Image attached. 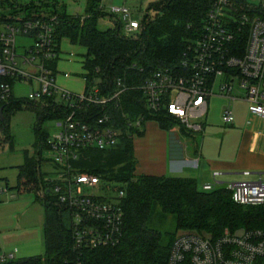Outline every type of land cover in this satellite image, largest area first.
I'll list each match as a JSON object with an SVG mask.
<instances>
[{"label":"built area","instance_id":"1","mask_svg":"<svg viewBox=\"0 0 264 264\" xmlns=\"http://www.w3.org/2000/svg\"><path fill=\"white\" fill-rule=\"evenodd\" d=\"M256 1H213L199 36L188 42L179 69L159 68L139 86L150 112L166 113L187 131L199 133L208 115L209 99L218 94L234 101L233 92L239 89L245 93L243 100L250 114L264 121V11L254 10ZM258 2L264 8V0ZM110 13L122 24L125 36H137L140 20L129 8L112 7ZM58 24L57 17L48 16L0 23V144L4 141L1 115L5 119L16 84L35 86L28 97L30 102L45 103L55 98L67 106L71 113L56 122L58 131L48 140L45 164L52 170H44L45 185L70 212L76 250L117 246L124 236L122 200L126 190L81 172L77 163L85 151H106L121 144L123 131L106 109L111 103L119 109L126 86L119 80L118 91L110 98L102 97L98 88L75 96L58 87L51 67V61L59 56L55 43ZM91 106L106 112L96 120L81 118L79 112ZM222 119L226 126L235 125L230 109ZM143 120L127 118L126 123L143 132ZM227 189L239 206H264V182L244 181ZM214 190L211 184L203 187L205 192ZM3 192L0 188V194ZM13 259L0 256L1 262ZM168 264H264V228L236 233L226 230L219 238L182 234L173 242Z\"/></svg>","mask_w":264,"mask_h":264},{"label":"trees","instance_id":"2","mask_svg":"<svg viewBox=\"0 0 264 264\" xmlns=\"http://www.w3.org/2000/svg\"><path fill=\"white\" fill-rule=\"evenodd\" d=\"M213 1L155 0L147 14L140 19L141 28L136 37L125 36L118 19L114 22V28L101 30L98 22L106 13L100 8L99 1L88 3L85 18L72 17L65 9H57L55 0L0 2V23L15 20L22 14H27V18H33L36 13L38 18H58L59 24L55 30L57 52L64 38L86 49L82 74L86 92L98 88L102 97L110 98L118 91L119 80L126 86L119 109H116L115 103L106 109L120 124L123 131L121 144L116 149L106 151H85L77 163L81 172L99 176L104 182L126 190L122 200L125 222L121 243L95 250L75 249L73 230L66 225L65 219L70 212L48 192L43 169L46 162L43 153L48 149L50 137L43 124L65 119L71 110L55 98L45 103L13 99L8 107L11 111L26 104L38 118L35 154L31 156L26 153L25 164L19 167V179L24 181L23 185L30 192H35L37 202L45 209V254L0 261V264H168L177 236H167L160 228L169 217L175 218L177 230L183 234L195 233L213 238L223 236L226 230L236 233L264 228V206H239L234 203L232 192L227 188L219 187L205 192L198 188L193 179L136 174L134 138L143 132L130 128L126 123L127 118L132 121L143 118L145 124L155 122L164 131L179 127L184 135L193 134L172 116L150 112L139 86L159 68L179 69L188 42L199 36ZM51 8L54 10L50 11ZM44 9L48 12H42ZM57 61L58 58L51 61L54 71ZM106 111L91 106L84 108L79 115L96 120ZM6 118L5 113L3 127L7 124Z\"/></svg>","mask_w":264,"mask_h":264},{"label":"rangeland","instance_id":"3","mask_svg":"<svg viewBox=\"0 0 264 264\" xmlns=\"http://www.w3.org/2000/svg\"><path fill=\"white\" fill-rule=\"evenodd\" d=\"M9 1L16 2V0ZM20 1L26 3L29 0ZM55 1L58 4L57 9H65L66 13L72 17L83 18L86 17L88 3L90 1H99L101 3L100 8L103 6L106 13V16L102 17L98 22L101 30L114 28V22L117 18L111 16L110 10L112 7H127L140 20L144 14H147L149 6L155 2V0ZM247 1L251 2L253 0ZM253 7L256 11H264L258 0L253 4ZM52 10L54 8H51L50 11ZM46 11L44 9L42 12ZM37 16V13L33 15V17ZM20 17H27V14H22L17 18ZM85 54L86 49L83 46L73 44L68 38H64L61 41L57 69L55 71L56 82L58 87L75 96L84 95L86 92V82L82 77L84 73L82 61ZM34 89L35 86L24 83L16 84L14 86V99L28 101L29 94ZM225 106L226 103L223 99L212 98L209 117L220 119L221 113L226 108ZM5 113L7 114V124L4 127L2 125L4 141L0 144V188L6 191L0 194V256L12 253L14 260L44 256L43 226L45 223V209L41 203L37 202L35 192H30L23 185L24 181L19 179V167L24 166L26 153L31 156L35 154V127L38 123V118L34 111L27 108L26 104L18 110L11 111L7 108ZM56 122L46 121L43 124L51 137L58 131ZM170 136L172 137L171 134ZM47 156L48 152H44L43 157L46 158ZM44 170L51 172L52 169L50 165L44 164ZM65 219L66 225L72 227L71 215L67 214ZM160 229L165 234H168L167 236H171V234L181 236L183 234L177 230L174 217H169L161 225ZM1 245H4V247Z\"/></svg>","mask_w":264,"mask_h":264},{"label":"crops","instance_id":"4","mask_svg":"<svg viewBox=\"0 0 264 264\" xmlns=\"http://www.w3.org/2000/svg\"><path fill=\"white\" fill-rule=\"evenodd\" d=\"M233 95L234 101L212 96L202 131L190 136L179 128L164 131L155 122L146 123L143 134L134 138L136 174L193 179L200 190L206 184L217 189L244 181L264 182V121L250 114L244 91L236 89ZM214 97L226 103L220 119L209 117ZM228 109L235 116L233 126L223 123ZM216 173L220 175L214 178ZM8 255L14 258L12 253Z\"/></svg>","mask_w":264,"mask_h":264},{"label":"water","instance_id":"5","mask_svg":"<svg viewBox=\"0 0 264 264\" xmlns=\"http://www.w3.org/2000/svg\"><path fill=\"white\" fill-rule=\"evenodd\" d=\"M1 119H2V121H4V116H3V114L1 115Z\"/></svg>","mask_w":264,"mask_h":264}]
</instances>
